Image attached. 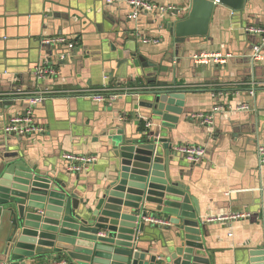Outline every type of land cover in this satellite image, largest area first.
<instances>
[{
    "label": "crops",
    "instance_id": "0c3cea01",
    "mask_svg": "<svg viewBox=\"0 0 264 264\" xmlns=\"http://www.w3.org/2000/svg\"><path fill=\"white\" fill-rule=\"evenodd\" d=\"M151 1L186 9L184 0ZM127 16L125 4L109 5L105 0H0V143L7 139L1 136L7 119L22 114L27 106L14 93L53 91L33 109V120L44 127V133L20 143L16 139L14 147L28 160L49 164V171L63 179L68 172L61 155L97 153L96 165L85 172L68 173L70 183L78 179L91 187L103 175L107 136L124 128L129 133L136 129L132 94L148 89V81L187 90L189 111L168 131L170 140L173 149L194 147L204 154L188 166L177 158L182 165L172 168L173 181L189 188L188 195L197 202L204 221L246 215L210 221L209 237L203 244L213 264H248L247 252L263 244L264 164H259L255 149L264 144V61H252L259 38L243 34L241 27L264 28V0H247L235 19L227 8L215 6L207 35L183 43H176L165 29L166 14L145 15L136 22ZM58 36L75 47L68 51L41 42ZM145 39L150 42L144 43ZM202 52L230 57L224 65H197L192 56ZM139 56L151 65L149 72L141 67ZM43 63L56 69L51 79L36 78L35 71ZM105 77L112 89L123 93L112 103L67 94L81 88L97 90ZM251 88L254 95L249 94ZM241 104L252 110L235 111ZM215 105L223 110L215 114L212 125L203 126L190 118L208 113ZM145 223L150 229L143 241L152 240L159 250L169 233L168 223Z\"/></svg>",
    "mask_w": 264,
    "mask_h": 264
},
{
    "label": "water",
    "instance_id": "95a60500",
    "mask_svg": "<svg viewBox=\"0 0 264 264\" xmlns=\"http://www.w3.org/2000/svg\"><path fill=\"white\" fill-rule=\"evenodd\" d=\"M183 3L185 10L164 17L163 25L176 43L206 36L215 6L227 8L235 19L243 13L247 0ZM249 28L251 25L243 24V34L250 33ZM137 60L150 71L151 65L143 57ZM146 83L148 89L132 94V110L138 115L136 129L129 133L124 128L107 136L103 175L91 187L78 179L70 183L68 173L76 172L67 171L63 155L67 179L49 171V164L41 166L25 158L14 147L16 138L1 130L2 139H7L0 143V262L213 264L203 244L211 224L202 219L197 202L188 195L189 188L173 181L172 168L182 165L175 160L183 157L174 152L168 131L188 113L189 91ZM147 218L169 225L159 250L152 240L143 241L150 229ZM247 256L248 264H264V242Z\"/></svg>",
    "mask_w": 264,
    "mask_h": 264
},
{
    "label": "built area",
    "instance_id": "2783aa9c",
    "mask_svg": "<svg viewBox=\"0 0 264 264\" xmlns=\"http://www.w3.org/2000/svg\"><path fill=\"white\" fill-rule=\"evenodd\" d=\"M106 4H125L128 9V18L134 22L138 21L139 18L145 15L151 14H167L168 12H180L181 8L162 6L151 0H105ZM217 3V1H215ZM251 34L258 36L259 41L253 46V52L251 55L252 61L263 62L264 61V28L261 27H251L248 30ZM43 44L55 47H65L68 51L72 50L75 45L67 38L58 37H45L41 40ZM144 43L150 42L149 39L143 40ZM154 42V41H151ZM229 55H223L220 52H202L197 53L192 56V61L197 65H224L229 58ZM36 78L41 79H51L56 75V69L47 67L44 63L43 66L35 71ZM108 78L105 77L103 80V85L97 90H90L88 88H81L75 91H70V94L75 97H83L95 103L109 104L114 102L118 97L123 96V93H117L108 84H106ZM253 86V83H252ZM249 91L250 95H254L252 88ZM53 92V91H51ZM50 90H44L39 93H27L19 92V90L13 94L16 99H24L27 109H24L22 114L13 115L7 119L6 123L3 125V134L6 136H13L14 138H25L28 136L42 135L44 133V127L35 124L33 120V109L35 106L42 104L44 101L49 99L51 95ZM230 109V108H229ZM223 110L221 106H213L212 109L205 114L192 115L190 118L192 120H197L203 126H210L213 124V118L215 114ZM251 107L248 104H241L235 108L238 112H249ZM176 154L183 157L185 161L190 164L198 163L203 157V150L194 147H177L174 149ZM256 155L258 157L259 164H264V144H258L255 149ZM63 160L68 162V172H85L89 167L96 161L94 156L86 155H63ZM244 214L231 215L230 217H220L218 219H209L210 221L222 222L227 219H240L245 218ZM147 222H154L152 219H145ZM262 232H263V242H264V218L261 222ZM7 264V263H0ZM48 264H65L63 261L51 262Z\"/></svg>",
    "mask_w": 264,
    "mask_h": 264
}]
</instances>
